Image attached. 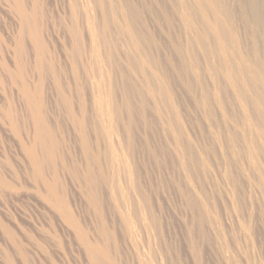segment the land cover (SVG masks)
Listing matches in <instances>:
<instances>
[{
	"label": "rangeland",
	"instance_id": "obj_1",
	"mask_svg": "<svg viewBox=\"0 0 264 264\" xmlns=\"http://www.w3.org/2000/svg\"><path fill=\"white\" fill-rule=\"evenodd\" d=\"M259 74L264 0H0V264H264Z\"/></svg>",
	"mask_w": 264,
	"mask_h": 264
},
{
	"label": "bare ground",
	"instance_id": "obj_2",
	"mask_svg": "<svg viewBox=\"0 0 264 264\" xmlns=\"http://www.w3.org/2000/svg\"><path fill=\"white\" fill-rule=\"evenodd\" d=\"M255 1L256 0H251L252 3ZM256 18L258 21L262 20L260 15H258ZM255 76H257V75H255ZM258 77L259 78H255L254 81H258V82H260V84H263L264 83V74H262V75L259 74ZM257 104H258V106H260V105L264 106V95H261L259 97V99L257 100ZM46 133H48V132H46ZM32 155H33V153H32ZM89 250H90V254H91L93 260H95L96 263H99L98 261H100L101 260L100 258L101 257L103 258L104 255L100 251H98L95 247L91 246V247H89Z\"/></svg>",
	"mask_w": 264,
	"mask_h": 264
}]
</instances>
